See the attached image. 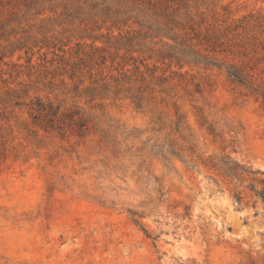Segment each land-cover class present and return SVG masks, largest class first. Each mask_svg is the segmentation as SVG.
Here are the masks:
<instances>
[{"label": "rangeland", "instance_id": "obj_1", "mask_svg": "<svg viewBox=\"0 0 264 264\" xmlns=\"http://www.w3.org/2000/svg\"><path fill=\"white\" fill-rule=\"evenodd\" d=\"M24 3L0 0V264H264V0Z\"/></svg>", "mask_w": 264, "mask_h": 264}, {"label": "trees", "instance_id": "obj_2", "mask_svg": "<svg viewBox=\"0 0 264 264\" xmlns=\"http://www.w3.org/2000/svg\"><path fill=\"white\" fill-rule=\"evenodd\" d=\"M47 1H52V0H25V3H24V7H25V13H24V15L25 14H29L30 13V11L32 10V9H35V8H38L39 6H40V4H44L45 2H47ZM85 1H87V0H85ZM91 5V7H93V8H95L96 7V5H94V4H90ZM38 13H40V11H38V9H37V11H36V14H38ZM18 18V17H17ZM14 20V19H13ZM1 28V27H0ZM2 30V29H1ZM1 32H3V31H1ZM2 34V33H1ZM231 75H233L234 77H236V78H238L237 76V73H231ZM261 194V196H262V192L260 193ZM262 197H264V196H262Z\"/></svg>", "mask_w": 264, "mask_h": 264}]
</instances>
